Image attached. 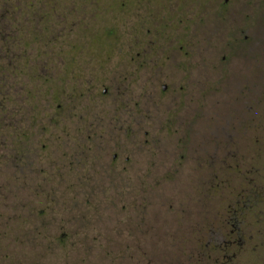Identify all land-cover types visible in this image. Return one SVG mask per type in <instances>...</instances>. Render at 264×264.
I'll return each mask as SVG.
<instances>
[{"label":"flooded vegetation","instance_id":"flooded-vegetation-1","mask_svg":"<svg viewBox=\"0 0 264 264\" xmlns=\"http://www.w3.org/2000/svg\"><path fill=\"white\" fill-rule=\"evenodd\" d=\"M148 1L0 0V226H31L0 232V264H20L18 240L82 237L207 240L186 264L231 263L228 225L255 199L225 195L227 178L252 174L264 142V0ZM179 177L199 179L174 222L153 221Z\"/></svg>","mask_w":264,"mask_h":264},{"label":"rangeland","instance_id":"rangeland-1","mask_svg":"<svg viewBox=\"0 0 264 264\" xmlns=\"http://www.w3.org/2000/svg\"><path fill=\"white\" fill-rule=\"evenodd\" d=\"M147 2L149 3L148 0H146V3ZM165 4L166 1L163 0V5ZM261 19L264 18L260 17V20ZM263 40L264 34H260V41ZM260 46H262V49H264V44H260ZM96 51L99 58L98 62L100 63L97 65V71L106 73L107 68H109V64L105 60L108 50L106 48L97 47ZM137 51V48L132 47L131 56H136ZM114 53L116 57V60L114 61L119 62L117 57L121 55V51L119 49H115ZM121 67L122 65L118 63L115 65L114 69H119L117 71L119 72L121 71ZM97 83L100 86H105L108 84V81L102 80L97 81ZM100 90L102 91L103 89ZM259 131L263 132L264 135V125H260ZM256 154L257 169L252 174L238 178H227V181H229L232 185L230 189L228 188L227 194L224 192L225 195L228 196L231 191H235V188H237V193L242 191L244 196L251 194L255 199L253 204L248 203L247 207L243 208L242 217L239 216L240 218L238 217L236 221H231V224L228 225V230L238 228L242 238L241 241H238L235 247L230 251V254L233 256L230 264H264V142H260L258 144V150ZM148 179L153 181V183L148 182L149 184L158 186L154 181L155 178L151 177ZM187 179L190 184L196 186L199 178L179 177L178 184L176 182L163 183L166 192L165 194L168 196V199L165 198L166 200L162 201L158 205L148 208L147 211L149 214H151L150 218H152L153 221L160 223V221H173L175 219V209L181 206V198L184 195V193L181 192L188 189H183L182 187L184 183H188L185 182ZM155 188L156 187H154V189ZM67 197H69L68 201H70V203L72 202L71 205H73L76 201V198L71 193H67ZM195 197L196 198H193V200L200 207L202 197L201 195L197 196L196 192ZM246 199L247 197L245 200ZM41 203L42 201L36 202L34 207L38 210L41 209ZM215 204L218 206L216 199ZM199 209L201 210V207ZM116 212H118L120 217L123 216L121 208H119V210ZM9 214H11V212L0 209V222H3V220L5 221V218L9 216ZM180 218L181 217H178L177 215L178 222H180ZM113 223L115 222H109V225L105 224L101 230H105L103 232L108 233L111 232L112 229H114L115 232L118 227H122L121 225H115ZM175 223L177 224L176 221ZM232 225H236V227H233ZM85 227V230L89 232L88 236H92L94 234L93 231L97 232V228H93L92 230L89 225ZM1 228L3 229L1 230ZM30 228L31 226L29 227L28 225H12L8 226V228H6L4 225H1L0 232L9 234L18 232L27 233L30 231ZM187 228L188 224L185 225V229ZM77 229L78 226L74 225L72 231ZM213 230H215L214 225H212V233L215 232ZM207 242V240L194 241L186 239H148L146 241L128 239L96 240L90 238L83 239L82 237L81 239H66L64 241L35 240L30 242L33 245L30 246L27 241L18 240L16 243L15 252L19 256L17 258L15 256L11 257V259L14 261H19L20 264H142L144 259L146 260L147 264H171L172 259L176 258L174 256L178 255L176 262H179L178 264H186L188 251L194 248H199L201 245H206ZM2 248L4 247H1L0 244V249ZM10 248L12 249L14 247ZM32 248L33 252L29 253V249ZM141 251H145V254L147 255L143 257L142 253L140 255ZM167 256L168 260L166 259Z\"/></svg>","mask_w":264,"mask_h":264}]
</instances>
